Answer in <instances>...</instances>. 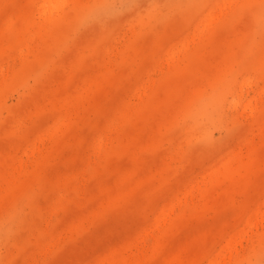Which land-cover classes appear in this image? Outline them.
I'll return each mask as SVG.
<instances>
[{
	"label": "rangeland",
	"instance_id": "374dc122",
	"mask_svg": "<svg viewBox=\"0 0 264 264\" xmlns=\"http://www.w3.org/2000/svg\"><path fill=\"white\" fill-rule=\"evenodd\" d=\"M0 264H264V0H0Z\"/></svg>",
	"mask_w": 264,
	"mask_h": 264
}]
</instances>
